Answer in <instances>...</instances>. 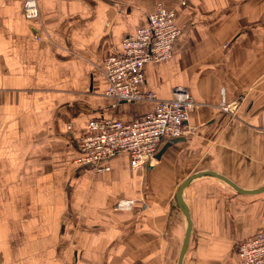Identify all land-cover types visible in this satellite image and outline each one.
Wrapping results in <instances>:
<instances>
[{"label": "crops", "instance_id": "obj_1", "mask_svg": "<svg viewBox=\"0 0 264 264\" xmlns=\"http://www.w3.org/2000/svg\"><path fill=\"white\" fill-rule=\"evenodd\" d=\"M25 1L0 0V264H177L176 190L196 174L181 262L239 264L234 245L264 231V0H36L39 23ZM159 3L179 32L170 58L143 64L142 89L161 101L186 88L195 130L137 170L124 152L75 164L88 120L154 110L113 104L102 64ZM234 100L232 115L218 109ZM120 198L133 209L112 208Z\"/></svg>", "mask_w": 264, "mask_h": 264}, {"label": "built area", "instance_id": "obj_2", "mask_svg": "<svg viewBox=\"0 0 264 264\" xmlns=\"http://www.w3.org/2000/svg\"><path fill=\"white\" fill-rule=\"evenodd\" d=\"M180 3H184V0ZM37 6L36 0H26L21 7V14L30 23L41 20ZM154 9L147 16L146 24L124 37L119 55L107 56L102 64L103 76L108 81L104 95L112 99L113 104L154 100V110L134 121L88 120L85 123L87 131L78 142L77 150L81 154L73 160L75 164L95 165L124 152L129 156V165L137 170L155 159L160 143L178 140L195 130V126L187 121L194 106L186 88H172L171 97L161 101L153 92L142 89L145 82L143 64L161 63L170 58L179 32L174 10L161 3ZM237 102L222 101L218 109L232 115ZM108 169L106 166L96 167V171ZM135 203L133 198H120L112 208L125 212L132 210ZM234 246V255L239 264H264V231L238 241Z\"/></svg>", "mask_w": 264, "mask_h": 264}, {"label": "water", "instance_id": "obj_3", "mask_svg": "<svg viewBox=\"0 0 264 264\" xmlns=\"http://www.w3.org/2000/svg\"><path fill=\"white\" fill-rule=\"evenodd\" d=\"M131 103V102H130ZM132 104V103H131ZM184 137H181V138H178V140H175V139H172V140H170V141H168V142H166L165 144H164V146L162 147V148H159L158 149V152H157V154H156V157L155 158H158V157H160V155H161V152H163L164 150V148H165V146L166 145H168V144H170L171 142H178L179 140H181V139H183ZM213 175V176H216V177H218L220 180H223V181H225L226 182V184H228L229 186H231L234 190H238V191H241L242 189H239L238 187H235L234 185H233V183L228 179V178H226L225 176H219L218 174H216V173H213V172H211V171H208V172H206V175ZM198 175H200V174H196V175H194V176H192V177H188V178H186L179 186H178V188H177V192H176V195H175V202H176V204H177V206L183 211L182 213H183V215H184V217H185V219L187 220V226H186V228H185V231H184V233H185V235H184V238H183V240H182V243H181V250H180V253H179V255H177V259H176V262H177V264H182V262H181V260H182V257H183V254H185V252H186V245H187V240H189V237H190V233H189V231H190V226H192L191 225V220L189 219V215H188V208H187V206L183 203V201H182V189H183V187L186 185V184H188L190 181H192L194 178H195V176H198ZM257 190H259V191H264V187H259V188H257Z\"/></svg>", "mask_w": 264, "mask_h": 264}, {"label": "rangeland", "instance_id": "obj_4", "mask_svg": "<svg viewBox=\"0 0 264 264\" xmlns=\"http://www.w3.org/2000/svg\"><path fill=\"white\" fill-rule=\"evenodd\" d=\"M182 1V0H181ZM179 3H180V1H179ZM180 4H184V3H180ZM235 101V100H234ZM226 102V101H225ZM226 103H228V102H226ZM229 103H232V102H229ZM220 104V103H219ZM238 102L236 103V107H235V109L238 107ZM235 109H234V111H235ZM225 113H227L226 111H224ZM234 112H232V114H233Z\"/></svg>", "mask_w": 264, "mask_h": 264}]
</instances>
